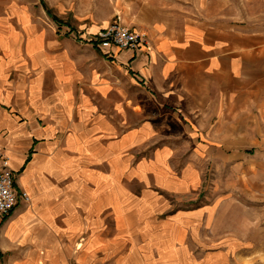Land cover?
<instances>
[{
  "label": "crops",
  "instance_id": "1",
  "mask_svg": "<svg viewBox=\"0 0 264 264\" xmlns=\"http://www.w3.org/2000/svg\"><path fill=\"white\" fill-rule=\"evenodd\" d=\"M132 3L138 9L129 18L130 0L112 13L146 44L112 54L90 38L85 46L53 36L26 7L0 10V155L30 198L0 220V244L24 248L33 262L55 264L67 252L96 256L98 204L110 206L125 237L134 232L146 200L134 195L130 177L143 188L174 180L173 146L151 151L156 160H140L147 142L170 139L171 121L191 140L203 137L208 125L250 105L252 89L264 85L263 31L172 18L152 1ZM110 16L86 35L106 28ZM147 101L158 114H147ZM153 166L160 178L147 173ZM192 173L187 166L174 184L187 187ZM103 222L108 238L113 226Z\"/></svg>",
  "mask_w": 264,
  "mask_h": 264
},
{
  "label": "rangeland",
  "instance_id": "2",
  "mask_svg": "<svg viewBox=\"0 0 264 264\" xmlns=\"http://www.w3.org/2000/svg\"><path fill=\"white\" fill-rule=\"evenodd\" d=\"M132 1L125 18L138 9V0L135 6ZM148 1L166 7L172 18L264 32V0ZM14 6L29 9L53 36L85 46L89 44L83 39L94 40L96 36L86 35L89 27H101L102 16L111 15L110 24L116 20L123 23L120 14L112 13L121 6V0H0V10ZM48 10L62 23H57ZM252 91L250 105L228 113L231 115L220 124L208 125L203 137L196 139L194 135L191 140L171 121L170 139L147 142L140 160L145 156L151 162L156 158L151 151L161 145L173 146L169 166L172 185L159 188L148 184L143 188L140 180L130 177L134 195L146 200L145 217L132 222L134 232L125 237V232L117 229L115 216L110 217V206L98 204L96 256L80 258L67 252L63 254L65 260L55 264H264V85ZM155 113L159 110L147 101V114ZM158 166L147 173L160 178ZM185 166L193 173L187 187H182L174 183L183 177ZM98 196L99 200L105 197L103 189ZM131 212L137 218L135 210ZM104 218L114 230L108 238L102 234ZM31 255L24 248L12 252L0 244V264H47L43 258L33 262ZM90 257H96V263H91Z\"/></svg>",
  "mask_w": 264,
  "mask_h": 264
},
{
  "label": "built area",
  "instance_id": "3",
  "mask_svg": "<svg viewBox=\"0 0 264 264\" xmlns=\"http://www.w3.org/2000/svg\"><path fill=\"white\" fill-rule=\"evenodd\" d=\"M94 41L107 54L117 50H139L146 44L145 35L116 20L101 29ZM29 195L16 187L15 175L9 158L0 155V220L9 215L20 202L29 201Z\"/></svg>",
  "mask_w": 264,
  "mask_h": 264
},
{
  "label": "trees",
  "instance_id": "4",
  "mask_svg": "<svg viewBox=\"0 0 264 264\" xmlns=\"http://www.w3.org/2000/svg\"><path fill=\"white\" fill-rule=\"evenodd\" d=\"M48 14L51 15V16L53 17V19H54L57 23H61L60 20H59L56 16H53L49 10H48Z\"/></svg>",
  "mask_w": 264,
  "mask_h": 264
},
{
  "label": "bare ground",
  "instance_id": "5",
  "mask_svg": "<svg viewBox=\"0 0 264 264\" xmlns=\"http://www.w3.org/2000/svg\"><path fill=\"white\" fill-rule=\"evenodd\" d=\"M39 264H42V263L39 262Z\"/></svg>",
  "mask_w": 264,
  "mask_h": 264
}]
</instances>
